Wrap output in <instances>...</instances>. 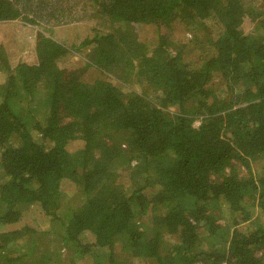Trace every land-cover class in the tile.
Returning <instances> with one entry per match:
<instances>
[{"label":"trees","instance_id":"obj_1","mask_svg":"<svg viewBox=\"0 0 264 264\" xmlns=\"http://www.w3.org/2000/svg\"><path fill=\"white\" fill-rule=\"evenodd\" d=\"M88 1L121 26L0 40V264H264V0Z\"/></svg>","mask_w":264,"mask_h":264},{"label":"rangeland","instance_id":"obj_2","mask_svg":"<svg viewBox=\"0 0 264 264\" xmlns=\"http://www.w3.org/2000/svg\"><path fill=\"white\" fill-rule=\"evenodd\" d=\"M52 1L53 0H31L29 3L24 1V5L29 6V9L31 7L33 10L22 14L27 15L28 18H31L33 16L36 17L39 20V23L37 25H32L25 23L21 19L0 23V40L5 41V39L9 36V32L12 30L13 38L17 41V43L22 46H27L31 38V33L29 29L33 28L40 29L45 34L51 36L53 39L58 40L60 42H64L66 45L71 46L73 44H76L81 38L90 35L94 29H97L99 31H108L117 29L119 28V26H121L120 24H111L110 21L107 19H104L103 21L101 16L94 12V8L91 6V2H89L88 0H73V3H75L76 5L73 9H70L71 11L69 10L70 12L66 11V8L68 7V2L64 3L62 1L60 6L64 7V9L62 10L60 8V13L56 9V17H49L48 15L47 18L42 17L41 15L44 14L47 9L40 13L38 10L36 13L33 12L36 6L39 5V3L45 2L46 6L49 7ZM246 1L252 2V0ZM50 12H52V9ZM38 14H41L40 17L38 16ZM66 19L68 20L64 21ZM17 24H24L26 26L24 27L23 31H20L19 26ZM242 27L243 30L247 32L250 26L245 20ZM143 32V36H149L148 30H143ZM26 52L27 50H25V53ZM74 60H76V58H74ZM198 123L199 121L195 120L193 122V125L197 126ZM72 192L73 188L69 184H66L64 194L68 196V194H71ZM19 224H26L29 227L34 228L40 232L47 230L51 232L52 229H54L51 226L48 217H46L43 214L42 210L37 206H35L33 210L31 209L29 211H25L21 217ZM53 242L54 249H56L59 246L58 242L56 240L51 241V243ZM51 254L53 258L55 257V264H64V262H70L69 258L71 254L66 248H60V254L58 252L53 253L52 251ZM72 258L75 259V262H77V264H91V261L89 259H80L75 255H73Z\"/></svg>","mask_w":264,"mask_h":264}]
</instances>
